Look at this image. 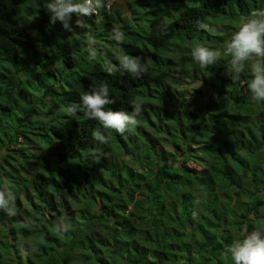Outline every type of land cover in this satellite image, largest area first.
Here are the masks:
<instances>
[{
	"label": "trees",
	"instance_id": "trees-1",
	"mask_svg": "<svg viewBox=\"0 0 264 264\" xmlns=\"http://www.w3.org/2000/svg\"><path fill=\"white\" fill-rule=\"evenodd\" d=\"M173 1L168 21L136 34L105 7L90 29L73 15V33L50 24L45 0H0V188L18 210L0 211V264H231L243 226L264 230V102L250 100L247 70L234 81L228 58L201 68L190 55L196 44L219 48L264 0ZM92 30L104 55L89 62ZM124 54L148 73L110 74ZM101 83L112 111L141 106L133 131L65 111Z\"/></svg>",
	"mask_w": 264,
	"mask_h": 264
},
{
	"label": "clouds",
	"instance_id": "clouds-1",
	"mask_svg": "<svg viewBox=\"0 0 264 264\" xmlns=\"http://www.w3.org/2000/svg\"><path fill=\"white\" fill-rule=\"evenodd\" d=\"M114 2L115 0H108L106 3L104 0H45L44 10L49 16L50 24L59 22L64 30L73 32V15L76 17L75 25L85 30L90 29L86 20L97 15L98 10L103 7L109 13L121 15L122 8L113 5ZM124 13L129 14L128 10ZM121 24L122 21L119 24L114 23L115 27ZM197 27L204 28L206 25L197 22ZM111 39L121 44L126 41V34L122 30L114 29ZM84 51L89 62L96 61L98 56L104 55L93 33L87 34ZM190 55L192 61L201 68H209L219 63L222 58H228L230 71L226 75L234 81L239 80L240 74L247 70L251 77L247 83V94L250 100L264 102V9H258L242 17L238 28L219 48L196 44L191 48ZM118 59V66H108L110 74L119 72L121 75L127 74L140 79L149 71L150 66L142 62L139 57L124 54ZM187 85L190 90L202 88L201 80L198 79L193 81L188 79ZM193 85H196V88ZM109 94V86L101 83L98 87L94 86L90 92L82 94L79 97V103H68L65 111L69 116L77 118L78 113H82L83 118L94 120L101 128L119 134L133 131L139 122L137 117L141 114V106L133 105L131 113L112 111L107 107L113 103L109 99ZM96 139L102 143L105 142V137L102 135H97ZM0 211L8 217L18 214L16 196L7 185L0 188ZM69 227V224L60 221L53 225V230L62 236L69 231ZM33 248L35 247L31 245L26 248L22 246L21 251L25 255H30ZM226 255L230 258L231 264H264V230L249 231L248 225H244L241 238L234 240L228 246Z\"/></svg>",
	"mask_w": 264,
	"mask_h": 264
},
{
	"label": "rangeland",
	"instance_id": "rangeland-1",
	"mask_svg": "<svg viewBox=\"0 0 264 264\" xmlns=\"http://www.w3.org/2000/svg\"><path fill=\"white\" fill-rule=\"evenodd\" d=\"M173 2V0H115L113 5L122 8L120 14L123 17L121 18L123 28L130 31L137 29V34L140 30H145L146 25L154 18H161L168 21L170 15L175 14L173 11ZM180 3L178 2L175 7L179 6ZM126 10H128L129 14L124 13ZM90 32L95 35V32ZM221 36L226 39L230 34H222ZM97 44L99 48H103L98 38ZM193 87L196 88V85H193Z\"/></svg>",
	"mask_w": 264,
	"mask_h": 264
}]
</instances>
